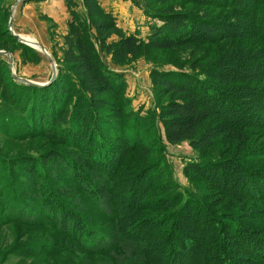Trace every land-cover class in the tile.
<instances>
[{
    "label": "rangeland",
    "instance_id": "rangeland-1",
    "mask_svg": "<svg viewBox=\"0 0 264 264\" xmlns=\"http://www.w3.org/2000/svg\"><path fill=\"white\" fill-rule=\"evenodd\" d=\"M98 1L116 17L121 34H134L145 41L153 32L152 27L159 24V15L180 12L216 20L218 16L226 17L231 4L238 2L227 0L230 6L221 8L226 0L213 1L221 5L195 4L192 0H149L144 8L136 0ZM69 18L65 0H0V51L3 52L0 62V264H219L226 242L231 248L241 250L248 241L244 234L238 238L227 236L224 240L214 220L203 211L193 212L189 206L184 208L181 220H177L181 224L178 228L181 243H168L173 217L166 222L160 217L171 214L175 218L176 209L182 208L184 200L192 201V196L207 204L204 205L206 212L211 204L213 215L221 223L235 222L237 215L247 213L244 219L248 222L264 224V206L250 198L239 201L230 196L233 178L240 173L237 169L215 171L206 179L186 176L185 164L199 159L198 151L188 142L169 145L157 138L150 119L151 115L158 114V104L169 98L152 88L150 70L158 67L189 70L193 61L206 64L217 58L224 43L187 44L168 49L139 45L136 55L128 57L123 65H114L110 56H104L108 65L122 74L124 100L116 91L105 92L101 98L109 109L103 107L98 117L91 114L84 119L86 112L81 113L79 108L64 136L59 128L67 123L65 112L71 98L63 97L62 104L52 114H59L64 121L51 123L52 115L46 116L45 99L37 102V96L22 83L28 84L24 79L39 83L51 80L54 68L49 57L55 65L57 60L62 63L61 47ZM11 31L31 44H19ZM193 70L196 72L198 67ZM246 115L244 120L250 123L264 122V117L256 111ZM20 121H25L27 127ZM19 128L23 129L18 131ZM242 132L249 134V143L258 136L264 137L263 129H242ZM132 134L136 138L134 142ZM227 145L229 149L225 150L218 141L202 157L228 159L233 156V141ZM152 161L153 167L141 169ZM238 161L252 171H264V155L239 157ZM40 174L41 179L37 177ZM225 176L227 182H223ZM240 177L237 182L241 195L252 197L248 180L243 175ZM260 177L256 180L258 184L264 183V177ZM45 180L48 184L51 180L57 194L51 193L52 188L45 186ZM252 180L254 176L250 177ZM166 185L168 188H163ZM12 191L15 194L11 196ZM174 193L181 199L172 198L171 207H163L166 197ZM56 198L65 206L69 204L67 209L73 217ZM139 202L141 210L137 214L146 217L144 221L121 216V212L127 214ZM258 211L260 216L256 218ZM76 214L89 225L94 246L91 249L82 247L75 234L72 235L76 226L71 221L78 219ZM261 223L259 226H263ZM229 226L231 223L223 232H230ZM185 240L188 243L183 247ZM177 245L182 249H176ZM247 253L252 259L259 256L251 251ZM248 263L253 264L243 262Z\"/></svg>",
    "mask_w": 264,
    "mask_h": 264
},
{
    "label": "trees",
    "instance_id": "trees-1",
    "mask_svg": "<svg viewBox=\"0 0 264 264\" xmlns=\"http://www.w3.org/2000/svg\"><path fill=\"white\" fill-rule=\"evenodd\" d=\"M65 1L69 8L70 18L68 31L63 35L60 57L62 63L56 61L57 72L54 79L43 86L22 83L24 88L32 91L30 93L33 96H37V102H42L45 99L46 116L48 114L51 116L54 109L62 104L63 97L71 98L70 103L66 104L65 117H67L65 121L67 123L61 124L63 126L59 128V132H62L64 136L65 133H68L67 130L72 127L70 120L79 108L81 113L86 112L84 119L91 114L98 117L103 107L109 109L108 103L101 98L105 92L116 91L119 95L123 93L125 81L121 72L110 67L104 56H110L114 65H123L128 57L136 55L139 45L155 49H168L187 44L197 46L202 43L208 45L224 43L220 46L221 50L217 58L206 64L193 61L189 70L159 67L150 70L152 88L157 89L162 96L169 95L164 103L158 104L156 117L155 114L150 116L153 132L157 138H162L169 145L188 142L193 149L198 151L199 159L189 160L185 164L183 171L186 176L193 178V175H198L206 179V177H212L215 171L237 169L240 173H237L239 176L233 178L231 187L234 186L235 190L234 188L230 189L233 192L229 190L230 196L234 200L239 199V201L250 198L264 206V183L258 184L256 181L261 179L260 176L264 177V171H252L248 165L238 161L239 157L254 158L264 155V137L258 136L256 140L249 143L247 142L250 139L249 134L242 132V129L250 128L264 130V122L250 123L249 120H244L248 117L246 114H251V111H256L264 117V0H238L231 6L227 0L224 2L225 5L213 2L216 0H192L193 3L201 5L219 4L221 8L230 6V10L226 13V17L218 16L216 20L203 15L180 12L165 16L159 15V24L152 27L153 32L146 41L134 34H121L116 17L102 8L98 0ZM136 1L141 2L144 8L149 3V0ZM155 1L167 2L169 0ZM79 7L80 9H78ZM255 9H257L256 12ZM242 39L245 41L236 42ZM2 61L0 53V62ZM196 67L198 70L195 72L193 69ZM10 78L13 77L10 75ZM12 86L14 87L13 84ZM120 98L122 101L124 100L123 95ZM244 107L247 109L244 110ZM117 111L122 112V109H117ZM59 116V114L52 115L51 123L64 121ZM22 123L27 127L25 121ZM22 123L20 121V124ZM21 129L23 128H19L18 131ZM97 130L95 127L96 135L98 134ZM136 131L138 130L136 129ZM133 137L134 142L136 138L134 135ZM218 141L223 143L225 150L229 149L227 143L233 141L234 146L231 154L233 156L224 160L203 158L204 152L212 148ZM107 147L112 148L110 145ZM96 156L98 158L100 153ZM152 164L153 161L141 169H146ZM29 167L27 168L29 169ZM241 175L248 180L252 187V197L249 194V197L241 195L240 185L237 182ZM41 176L42 174L37 177L41 179ZM253 176L254 180L251 182L250 177ZM225 178L226 176L223 178V182H227ZM44 182L45 186L48 185L52 188L51 193L54 195L58 193L51 180L49 184L46 180ZM244 186L243 184L242 187ZM163 188L166 189L168 186ZM257 189H260L261 192ZM14 194L15 192L12 191L11 196ZM172 198L181 199L178 193L171 194L166 197L167 200L163 207H171ZM192 198V201L190 198L184 200L181 204L182 208L176 209L179 215L177 214L175 218L171 214L160 217L165 222L173 217L168 243H181V230L178 229L181 224H177V220H181L184 208L189 206L193 212L203 211L210 220H214L216 229L221 231V235H224V240L227 239V236L238 238L243 234L248 238V241L243 243L241 250L231 248L230 243L226 242L228 246L224 244L225 246L222 247V261H219V264H243V262L264 264V250L258 251L264 249L263 223L260 222L263 226H259L260 223L248 222V219H244L247 213L237 215L235 222L221 223L218 217L213 215V211L210 209L211 204H208V212H206L207 204L198 200L196 195ZM22 199L24 200V197ZM56 200L67 209L69 204L65 206L61 200L57 198ZM20 204H23V201ZM67 210L70 212L69 209ZM138 210H141L140 202L132 206L127 214L121 212V216L135 218L138 222L144 221L146 217H139ZM259 214L258 211L255 217L258 218ZM71 215L74 216L72 213ZM76 217L78 218L75 219L76 221H71V224L76 226V232L72 235L75 234L76 240L80 241L82 247L91 249L94 246L90 238L89 225L80 220L77 214ZM230 223L231 226L228 228L230 232H223L226 229L225 226ZM84 224L86 228H83ZM178 236L179 238H177ZM96 239L98 240L99 237ZM187 243L185 240L182 244L183 247ZM175 248L182 249L180 245ZM52 250H56V248L53 247ZM247 251H251L256 256L259 255L258 258L247 257L249 255ZM52 253L54 252H49V254Z\"/></svg>",
    "mask_w": 264,
    "mask_h": 264
},
{
    "label": "water",
    "instance_id": "water-1",
    "mask_svg": "<svg viewBox=\"0 0 264 264\" xmlns=\"http://www.w3.org/2000/svg\"><path fill=\"white\" fill-rule=\"evenodd\" d=\"M10 33H11V35H12V36H13L18 42H20V43H22V44H25V45H30V44H31L30 41L24 39V38H23L22 36H20L19 34L13 32V31H11ZM34 44H38V43L34 42ZM41 49L45 52V49H44V48L41 47ZM0 53H3V52L0 51ZM49 60H50V62L52 63V66H53V68H54V70H53V77L51 78V80H49V82H51V81L54 79L55 75H56V68H55L56 65L54 64V62L52 61V59H51L50 57H49ZM24 81H25L26 83L30 84V85H35V86H43V85H47V84L49 83V82L39 83V82L30 81V80H26V79H24Z\"/></svg>",
    "mask_w": 264,
    "mask_h": 264
}]
</instances>
